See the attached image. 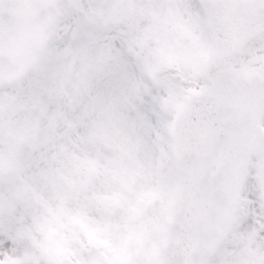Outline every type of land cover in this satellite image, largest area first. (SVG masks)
<instances>
[{
	"label": "snow or ice",
	"instance_id": "snow-or-ice-1",
	"mask_svg": "<svg viewBox=\"0 0 264 264\" xmlns=\"http://www.w3.org/2000/svg\"><path fill=\"white\" fill-rule=\"evenodd\" d=\"M0 264H264V0H0Z\"/></svg>",
	"mask_w": 264,
	"mask_h": 264
}]
</instances>
